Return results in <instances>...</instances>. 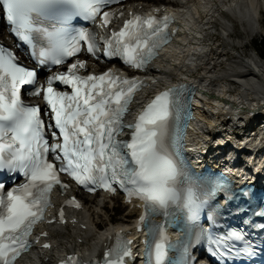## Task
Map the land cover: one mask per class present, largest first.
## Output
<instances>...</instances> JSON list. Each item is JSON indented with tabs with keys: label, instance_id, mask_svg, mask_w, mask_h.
<instances>
[{
	"label": "snow or ice",
	"instance_id": "obj_1",
	"mask_svg": "<svg viewBox=\"0 0 264 264\" xmlns=\"http://www.w3.org/2000/svg\"><path fill=\"white\" fill-rule=\"evenodd\" d=\"M121 3L0 0V21L6 20L20 42L17 47L25 46L36 65L22 64L13 50L0 45V176L22 178L11 187L0 180V264H18L35 245L50 250L47 231L33 235L37 224H64L65 207H82L71 196L57 215L46 216L53 207V189L58 187L64 194L70 188L62 174L88 192L115 193L118 187L129 203L133 198L141 202L137 230L146 227L150 237L143 264H199L189 254L188 240L179 242V261L169 258L176 245L169 240L167 226L180 217L186 237L203 239L215 264H256L252 257L264 253V201L253 205L255 194L232 193L225 180L193 177L182 168L183 140L192 120L189 96L194 92L186 85L167 87L143 107L135 123L125 124L136 93L147 86L144 81L118 75L112 68L81 74L88 68L80 58L82 52L96 60L118 59L128 68L146 70L170 43L172 15L129 10L125 18L123 9L111 10ZM121 20L118 29H110ZM74 21L90 22L109 30V35L74 26ZM25 89L30 97L43 101V108L22 99ZM126 130L130 139H120ZM218 194L227 204L212 215L204 213L205 223L210 222L206 230L200 224L201 213L208 198ZM155 216L164 221L154 223ZM131 245L117 231L102 259L90 264H129L134 256ZM59 264L87 262L73 253Z\"/></svg>",
	"mask_w": 264,
	"mask_h": 264
},
{
	"label": "bare ground",
	"instance_id": "obj_2",
	"mask_svg": "<svg viewBox=\"0 0 264 264\" xmlns=\"http://www.w3.org/2000/svg\"><path fill=\"white\" fill-rule=\"evenodd\" d=\"M218 1L223 4L225 0H189L188 2L184 3V0H180L182 2L181 7H184L186 9V16L188 17V28H189V37L194 36H202L203 41H200L199 38H194L196 42L201 43L197 45L191 46L192 49L188 51V55L185 57L186 61L184 63L185 67H193L196 65L197 62H202L204 61L208 56H210L211 53H203L204 52V45H207L210 39L209 34L205 32L204 26L208 25L210 23L204 22L205 18V10L208 12L212 11V16L214 20L217 21L218 23V17H215V15H219V4ZM232 4H234L238 9L242 17H239V20H246L247 24L249 25L251 30H257L258 31V26H260V20L256 21H251L247 19V16L249 14L254 15L253 12H248L249 6L252 7V9L255 8L257 11V0H229ZM190 3V4H188ZM204 8V9H202ZM260 14H258V17ZM256 23V24H255ZM233 25V24H232ZM231 26V21L228 20V22H224V25L222 26L224 30H228V28ZM214 27V26H212ZM201 33V34H200ZM189 45V44H187ZM188 47L185 46L183 50H186ZM227 48V46H226ZM231 49H235L234 47H231ZM182 50L178 49L177 55L174 53L170 55V58H173V60L179 61L180 57L178 55H183L181 53ZM199 53H202L200 55ZM187 54V53H186ZM188 57V58H187ZM178 63V62H177ZM234 64V65H233ZM231 63L226 70H221V71H216L214 74V78H210L207 80L208 88L210 89H219L221 88V95L223 97L226 96V92L228 91L227 88L229 89H234V82H239L238 86H236V93L230 97H232L233 104L231 106V110L233 113H237L239 109H241L242 103L248 104L249 101L248 99L254 100V102L263 101L264 102V61L260 58L258 52H255V55L253 56H241L239 59H237L234 63ZM177 66V64H175ZM174 67V66H173ZM197 104H199L198 100L196 101ZM207 109L211 110L213 114L215 112L219 113L223 109V100H218V101H211L209 103H206ZM202 125H209L212 123V120H203ZM88 205L93 204L92 207H89L88 209V215H85L83 218L87 219L88 217V223L93 226L95 230L103 228V222L99 220V218L102 217V211L104 210L102 207H100L95 201L92 199V197H88L87 201ZM87 207V205H86ZM101 213V214H100ZM104 214V213H103ZM106 213L104 214L103 217H105ZM112 220H117V222H124L127 220L126 217H121L120 219L118 218H110L108 219L107 225L110 224ZM59 232V230H57ZM71 231L67 227L65 230V233L60 235L56 234L53 236L54 243H63V239H68L70 237ZM90 233L89 231H85L84 235H88ZM79 235H81L79 233ZM73 240H68L67 243L72 244ZM94 245V244H93Z\"/></svg>",
	"mask_w": 264,
	"mask_h": 264
},
{
	"label": "rangeland",
	"instance_id": "obj_3",
	"mask_svg": "<svg viewBox=\"0 0 264 264\" xmlns=\"http://www.w3.org/2000/svg\"><path fill=\"white\" fill-rule=\"evenodd\" d=\"M259 3L261 4L262 0H259ZM261 25L264 27V13L263 12L261 13ZM241 27H242V25L238 24L237 28L235 29L234 36L231 39H226V40L221 39L222 42H224L225 44L228 43V44L245 45V48H243L242 50H244L246 52L245 54H247V57L250 56L254 52V50H257L258 52L263 53V51H264L263 47L260 46V44H258L261 39L258 38V40L254 39L253 41H250L249 39H250V35H252V33L248 32V29L246 28V26H243V28H241ZM222 70H226V69H222ZM115 205H117V204H115ZM107 208H106V212H107V215L109 218L111 216H114L115 218L119 219L121 216H123L122 214H120L119 216L115 215L114 211H113L114 209H112L110 206H108ZM107 218L103 217L101 221H104V224H106L105 221Z\"/></svg>",
	"mask_w": 264,
	"mask_h": 264
},
{
	"label": "trees",
	"instance_id": "obj_4",
	"mask_svg": "<svg viewBox=\"0 0 264 264\" xmlns=\"http://www.w3.org/2000/svg\"><path fill=\"white\" fill-rule=\"evenodd\" d=\"M262 46H263V50H264V41L262 42V44H261ZM263 55H264V52H263Z\"/></svg>",
	"mask_w": 264,
	"mask_h": 264
}]
</instances>
